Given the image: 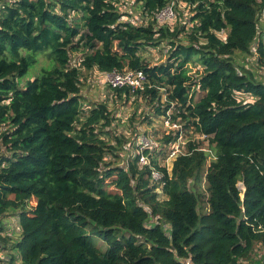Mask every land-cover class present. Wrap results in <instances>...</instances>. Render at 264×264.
I'll return each instance as SVG.
<instances>
[{"label": "trees", "instance_id": "obj_1", "mask_svg": "<svg viewBox=\"0 0 264 264\" xmlns=\"http://www.w3.org/2000/svg\"><path fill=\"white\" fill-rule=\"evenodd\" d=\"M170 1L135 0L134 24L117 0H0V233L9 212L19 227L17 240L0 235V245L17 251L21 264H264V82L233 59L255 52L264 68V0H181L188 20L157 25L154 14ZM166 40L164 62L139 55ZM75 53L82 57L74 61ZM40 54L53 66L21 86ZM82 69L141 71L144 89H113L116 98L140 97L152 118L174 104L172 121L208 137L215 159L204 178L207 212H199L195 191L207 156L199 142L186 144L170 175L156 156L163 178L155 184L137 157L124 167L105 163L116 159L103 131L115 118L106 102L83 115Z\"/></svg>", "mask_w": 264, "mask_h": 264}, {"label": "rangeland", "instance_id": "obj_2", "mask_svg": "<svg viewBox=\"0 0 264 264\" xmlns=\"http://www.w3.org/2000/svg\"><path fill=\"white\" fill-rule=\"evenodd\" d=\"M117 7L119 8V11L122 13H126L130 16V18H138L139 13L141 11L140 5H137L135 0H117ZM178 7L177 11V21H172V28L176 25L182 26V22L187 21L188 18L191 15V12L189 10V7L184 8L183 5ZM259 27L260 29L264 30V17L262 16L259 18ZM188 22L186 23V28H190L188 26ZM222 39L224 38V35L221 34ZM178 39L181 41V43H187V38L185 35L181 34ZM176 41V39H173ZM168 41H164L162 44H160L158 47L153 48H146L145 50L140 51L139 55L141 58L149 64L164 62L167 58V46L166 44ZM168 45V44H167ZM73 60L76 61L77 59H80L82 57L81 53H75L72 54ZM235 64L238 67L245 68L246 70L251 71L254 74V77L257 81L264 82V68L257 66L255 63L256 61V54L255 52L252 53V56H247L240 53H235L234 58ZM53 66V64L50 65L49 60L47 57L43 54H40L37 56V62L30 66L28 69V72L26 76L21 80V86L29 79H33L37 75L41 74L42 69H50ZM197 64H191L187 66L190 69V74L195 75L197 68ZM105 73H99L96 70L91 71H85L81 70L80 72V94L84 98V112L83 115L87 114L88 111L92 108L94 104H98L101 102H106L108 109L113 113L114 115V122L113 125L109 128H105L103 131L105 132L104 136L106 135L110 141V143L116 148L115 157L113 158H106L105 163H112V166H118V167H124L126 166V163L128 159L133 158L134 156V142L137 140L138 135L144 136L147 138H153V139H160L162 136V131L169 132L167 129L172 130L171 128L163 126L162 122L157 118V121L151 120L153 116V110H151L150 106H147L145 101L141 99L140 97H134V100L131 99L129 102H125L123 99L116 98V93L112 91L108 84L105 82ZM104 77V78H103ZM162 92V91H161ZM162 97H165V95H162ZM239 99V98H238ZM248 96H240L239 100H247ZM170 111L169 113H172ZM147 116H150L147 118ZM164 133V135H165ZM170 133V132H169ZM117 138H122L121 145L118 146L116 144ZM183 141L185 143L188 142H194L197 144L199 149L202 150L207 154L206 156V164L204 167V171L202 173V180L199 183V186L195 189L197 193L201 195V201L202 203L199 204V212L205 213L207 212V205L205 204V201L207 200V192H206V183H205V175H206V167L207 164L210 162L209 158V146L208 141L203 142L200 144V140L197 135L189 132H186L183 134ZM207 150V151H206ZM0 154H6L5 149L3 147H0ZM109 182V181H107ZM192 185V180L189 182L190 188ZM242 189L241 185H239ZM194 190V188H193ZM107 191L110 193H116L117 191L111 187H107ZM158 192V198L159 200L164 199L165 197L160 193L159 189H157ZM119 193V192H117ZM29 207L34 206V201L31 200L28 203ZM15 212H9L5 217L6 219H3V221H6L5 223V230L3 233L6 236L8 233H10L14 226V217ZM4 223V222H3ZM2 233V234H3ZM14 234V233H13ZM12 239V237H10ZM93 244L94 246L101 252H106L108 250V246L104 244L101 240H99L97 237H93ZM16 256H19V253L15 251ZM259 254H261L260 250L258 249V246L254 248L253 255L254 259L259 258ZM17 262L18 259H17Z\"/></svg>", "mask_w": 264, "mask_h": 264}, {"label": "built area", "instance_id": "obj_3", "mask_svg": "<svg viewBox=\"0 0 264 264\" xmlns=\"http://www.w3.org/2000/svg\"><path fill=\"white\" fill-rule=\"evenodd\" d=\"M183 5L184 8L188 7L187 4L182 2L181 0H171L168 2L164 8L161 10L157 11L153 19L155 20V23L157 25H164L167 23H170L176 19L177 16V11L180 6ZM128 21L138 24L141 19L139 17L137 18H130L129 17H124ZM144 21L149 20V16H144L143 17ZM142 23V22H141ZM105 75V81L108 84V86L111 89H122V88H127L130 89L131 92H135L137 90L142 91L147 83L146 77L141 71H131V70H123L122 72L118 71H112L110 73H106ZM247 94H242V93H236L237 99H240V96H246ZM248 96L247 100H251L252 98ZM238 99V101H240ZM165 101V97H162V102ZM172 113H169L172 111ZM176 108L175 105L172 104L171 109L166 112L165 116H159L156 118H151V120L157 121L156 119L158 118L163 126L165 125L168 128H172V130L167 129L169 132L167 134L165 131H162V136L160 139H153V138H147L144 136L138 135L137 140L134 142V157H137V167L139 170L143 169H148L150 172V182L152 184L158 183L161 181L163 178V173L154 167L153 160L157 156V165L158 167L165 168L167 171V174L170 175L171 169H172V163L175 161V159L181 155H184L186 153V144L183 141V134L186 132H191L193 133V128H186L184 129V124L180 121V118H177L175 121H172L171 116L176 113L178 114L179 112H175ZM165 133V135H164ZM195 134V133H193ZM198 136L199 140L202 142H207L208 137L204 135H199L195 134ZM165 136H172L176 137L175 140L169 142V143H164L163 137ZM204 150V149H202ZM205 151V150H204ZM207 151V150H206ZM210 162L209 164L215 159L214 156H212V153L209 149L208 151ZM209 164H207V168L209 167ZM161 187V186H157ZM5 226V224H4ZM17 230L19 232V227L13 226L12 233H8V236L13 235L14 231ZM3 233V232H2ZM5 233V232H4ZM2 234L4 236L5 234ZM264 260L262 261V263ZM0 264H12L9 260V258L2 252H0ZM183 264H191V262L187 259L184 260Z\"/></svg>", "mask_w": 264, "mask_h": 264}, {"label": "crops", "instance_id": "obj_4", "mask_svg": "<svg viewBox=\"0 0 264 264\" xmlns=\"http://www.w3.org/2000/svg\"><path fill=\"white\" fill-rule=\"evenodd\" d=\"M15 223H14V228L15 227H18V221H17V218L15 217L14 218V220H13ZM6 223V221H4V224ZM10 233H12V231L10 232ZM18 231L17 230H15L14 231V234L12 235L11 234V236H9V238L10 237H12V239L10 238V240H13V241H15V240H17L18 239V237H19V235H18ZM0 235L2 236V233H0ZM3 237V236H2ZM13 241H10V243H12ZM0 252H2V253H4L8 258H9V260H10V262L12 263V264H21V262H20V256H16V254H15V252H12V251H6V248H4V246L3 245H0ZM10 255H11V257L13 256V259H14V261L12 262V258L10 257ZM17 259H18V261L19 262H17Z\"/></svg>", "mask_w": 264, "mask_h": 264}, {"label": "water", "instance_id": "obj_5", "mask_svg": "<svg viewBox=\"0 0 264 264\" xmlns=\"http://www.w3.org/2000/svg\"><path fill=\"white\" fill-rule=\"evenodd\" d=\"M239 185L242 186V192H244V186H243V184L239 183ZM237 187H238L239 190H241L240 186L237 185ZM241 198H243V194L241 195Z\"/></svg>", "mask_w": 264, "mask_h": 264}]
</instances>
